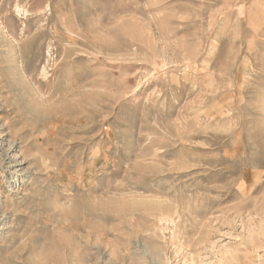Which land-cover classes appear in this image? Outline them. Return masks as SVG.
I'll use <instances>...</instances> for the list:
<instances>
[{
	"label": "rangeland",
	"instance_id": "obj_1",
	"mask_svg": "<svg viewBox=\"0 0 264 264\" xmlns=\"http://www.w3.org/2000/svg\"><path fill=\"white\" fill-rule=\"evenodd\" d=\"M0 264H264V0H0Z\"/></svg>",
	"mask_w": 264,
	"mask_h": 264
}]
</instances>
